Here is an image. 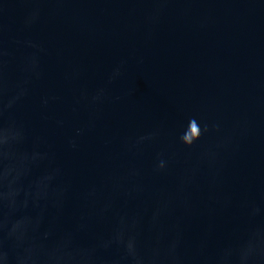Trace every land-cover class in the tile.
Segmentation results:
<instances>
[{
  "label": "water",
  "instance_id": "water-1",
  "mask_svg": "<svg viewBox=\"0 0 264 264\" xmlns=\"http://www.w3.org/2000/svg\"><path fill=\"white\" fill-rule=\"evenodd\" d=\"M0 264H264V0H0Z\"/></svg>",
  "mask_w": 264,
  "mask_h": 264
},
{
  "label": "clouds",
  "instance_id": "clouds-1",
  "mask_svg": "<svg viewBox=\"0 0 264 264\" xmlns=\"http://www.w3.org/2000/svg\"><path fill=\"white\" fill-rule=\"evenodd\" d=\"M181 141H182V143H184V141H185V139L184 138H181ZM192 139H189V140H187V142L186 143H184L185 145H189V144H191L192 143Z\"/></svg>",
  "mask_w": 264,
  "mask_h": 264
}]
</instances>
